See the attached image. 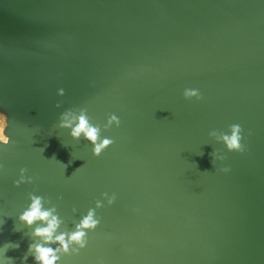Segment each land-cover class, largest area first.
<instances>
[{
	"label": "water",
	"instance_id": "1",
	"mask_svg": "<svg viewBox=\"0 0 264 264\" xmlns=\"http://www.w3.org/2000/svg\"><path fill=\"white\" fill-rule=\"evenodd\" d=\"M69 110L114 144L95 157ZM0 114V264L39 242L31 196L57 234L100 220L56 264H264V0H0Z\"/></svg>",
	"mask_w": 264,
	"mask_h": 264
},
{
	"label": "clouds",
	"instance_id": "2",
	"mask_svg": "<svg viewBox=\"0 0 264 264\" xmlns=\"http://www.w3.org/2000/svg\"><path fill=\"white\" fill-rule=\"evenodd\" d=\"M61 95L64 94L63 90L60 92ZM185 100L200 101L202 96L200 92L196 89H185L183 93ZM60 105L57 104L56 107ZM69 112H66L61 119L64 121L60 126L61 127H71L72 132L71 136L74 139H79L82 135L85 140H87L92 145V152L95 157H100L101 154L114 144V140L110 138H101L100 128L97 125L90 123L86 112L81 111L78 121L75 126L71 120H68ZM115 123L116 127L120 126L121 121L119 118L112 114L108 118L107 126L110 128L112 124ZM5 116L0 114V142L5 143L3 132H5ZM230 135L222 133L221 137L224 142V146L229 153H243L245 151V146L242 145V128L239 124H233L229 127ZM215 134V133H212ZM251 133H249L250 135ZM221 160L225 159L222 155L219 157ZM24 170H22L23 173ZM221 171L227 173L228 168H222ZM23 175L21 180L17 182L23 183ZM31 183V180H29ZM107 195V194H105ZM32 203L30 207L24 211V213L19 217V222L32 228L34 224H42L46 226H37L32 232V238L37 243H31L28 247L27 253L22 257L21 264H25L27 261L28 255L31 254L34 258L35 264H56V261L60 259L58 253L61 251L65 254L69 253L70 245H78V248L75 249L76 252H79L81 249H85L88 244L87 233L90 230L96 229L97 225L100 224L99 219H94L95 210L90 209L88 215L85 216L81 222L76 226L74 232L69 233H59L57 230L59 228L60 221L56 216L52 215L54 209H44L41 203L42 198L37 196H31ZM115 200V196L108 200L109 205H111ZM97 208L101 207L100 202H97ZM49 244H58V248L49 247L46 245ZM19 243H5L4 252L6 253L9 249H18ZM6 264H14L12 258L4 257Z\"/></svg>",
	"mask_w": 264,
	"mask_h": 264
}]
</instances>
